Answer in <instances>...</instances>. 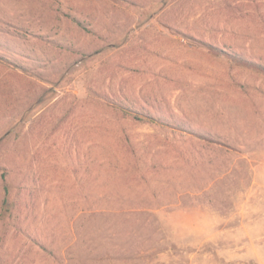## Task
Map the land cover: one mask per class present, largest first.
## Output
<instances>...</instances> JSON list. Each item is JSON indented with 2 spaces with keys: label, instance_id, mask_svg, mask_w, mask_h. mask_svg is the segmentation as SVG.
Instances as JSON below:
<instances>
[{
  "label": "rangeland",
  "instance_id": "1",
  "mask_svg": "<svg viewBox=\"0 0 264 264\" xmlns=\"http://www.w3.org/2000/svg\"><path fill=\"white\" fill-rule=\"evenodd\" d=\"M5 250L264 264V0H0Z\"/></svg>",
  "mask_w": 264,
  "mask_h": 264
},
{
  "label": "trees",
  "instance_id": "2",
  "mask_svg": "<svg viewBox=\"0 0 264 264\" xmlns=\"http://www.w3.org/2000/svg\"><path fill=\"white\" fill-rule=\"evenodd\" d=\"M145 120H148V121H155L156 119L153 118V117H149L147 116V119L145 118ZM193 133V132H192ZM194 135L200 137V138H204V136H200V135H197L195 133H193ZM2 250V249H1ZM3 252V251H2ZM0 258H3L0 262V264H12L14 261H15V257L12 255L11 252L5 250V252H3V254L0 255Z\"/></svg>",
  "mask_w": 264,
  "mask_h": 264
}]
</instances>
